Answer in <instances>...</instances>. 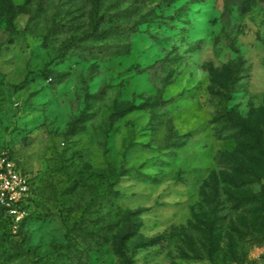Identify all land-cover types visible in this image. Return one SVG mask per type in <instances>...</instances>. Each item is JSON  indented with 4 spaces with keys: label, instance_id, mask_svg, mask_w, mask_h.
<instances>
[{
    "label": "rangeland",
    "instance_id": "obj_1",
    "mask_svg": "<svg viewBox=\"0 0 264 264\" xmlns=\"http://www.w3.org/2000/svg\"><path fill=\"white\" fill-rule=\"evenodd\" d=\"M0 264H264V0H0Z\"/></svg>",
    "mask_w": 264,
    "mask_h": 264
},
{
    "label": "built area",
    "instance_id": "obj_2",
    "mask_svg": "<svg viewBox=\"0 0 264 264\" xmlns=\"http://www.w3.org/2000/svg\"><path fill=\"white\" fill-rule=\"evenodd\" d=\"M28 192L27 179L18 171L15 163L0 154V204L17 214V205Z\"/></svg>",
    "mask_w": 264,
    "mask_h": 264
}]
</instances>
